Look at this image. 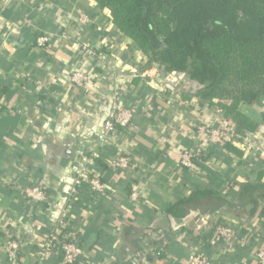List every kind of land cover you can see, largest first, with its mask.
I'll list each match as a JSON object with an SVG mask.
<instances>
[{"label":"crops","instance_id":"crops-1","mask_svg":"<svg viewBox=\"0 0 264 264\" xmlns=\"http://www.w3.org/2000/svg\"><path fill=\"white\" fill-rule=\"evenodd\" d=\"M80 13L94 17V24L81 27ZM47 34L49 44L38 46ZM104 36L114 40L98 52L110 56L106 62L78 51V42L98 44ZM78 70L92 75L85 88L70 80ZM155 71L160 78L149 77ZM196 89L184 75L147 68L132 41L120 37L111 11L95 0H0V264H64L57 248L39 263L52 233L79 242L85 253L77 264H189L194 252L207 254L208 264H259L264 201L252 217L226 207L211 211L210 201L181 219L168 213L198 188L221 193L224 181L238 188L264 171V154H236L200 131L225 118L201 104ZM118 102L139 114L132 128L102 145L96 134ZM242 105L241 112L261 124L255 134L263 139L264 101L248 112ZM198 147L206 156L200 167L182 168L180 152ZM120 153L132 160L121 175L110 167ZM101 155L108 166L105 193L83 183L71 196L67 175L85 165L99 175L95 158ZM38 184L45 202L26 195ZM135 191L138 202L131 199ZM217 226L234 231L233 247L216 235ZM11 238L22 242L16 262L4 251Z\"/></svg>","mask_w":264,"mask_h":264},{"label":"trees","instance_id":"trees-1","mask_svg":"<svg viewBox=\"0 0 264 264\" xmlns=\"http://www.w3.org/2000/svg\"><path fill=\"white\" fill-rule=\"evenodd\" d=\"M95 1L101 10L111 11L120 37L134 41L145 54L147 68L156 65L167 74L184 75L196 85L194 96L201 104L219 110L240 134L258 132L261 124L239 107L264 101V0ZM262 117L264 123V113ZM132 127L133 122L125 129ZM225 148L241 154L231 144ZM105 161L104 155L95 158V172L103 182L108 170ZM223 186L221 193L198 188L171 205L168 213L181 219L206 201L211 202V211L226 207L250 217L259 212L264 171L255 183L235 188L224 181Z\"/></svg>","mask_w":264,"mask_h":264},{"label":"built area","instance_id":"built-area-1","mask_svg":"<svg viewBox=\"0 0 264 264\" xmlns=\"http://www.w3.org/2000/svg\"><path fill=\"white\" fill-rule=\"evenodd\" d=\"M42 3H52L55 0H40ZM78 23L81 27H87L94 24V17L87 13H80L78 18ZM103 32V30H102ZM63 35L67 34L63 32ZM50 42V35H43L37 39V44L40 47H45ZM103 44L107 46L113 45L114 40L111 37H102L101 42L98 44H90L88 42H78V51L84 57L91 59L105 61L110 57L109 55H104L99 57L98 52L101 51ZM109 56V57H108ZM150 78H160V73L155 71V74ZM92 79V75L85 70H78L70 75V80L78 87L85 88L86 84ZM119 98V97H118ZM0 104V109H1ZM139 114L138 108L135 106L125 107L121 103H116L110 112L109 119L105 121L103 127L96 134L98 142L102 145H106L112 140H115L118 134V128H125L129 126ZM200 131L208 136L209 140L217 145L231 144L246 155L254 153L255 155L264 154V138L262 139L259 135L255 133L246 132L240 134L236 126L226 119H222L217 122H212V124L204 125L200 128ZM205 153L202 148L184 149L179 154V161L181 167L184 169H195L196 163H202L201 159L204 157ZM110 167L118 174H123L132 168V160L126 154H118L114 159L110 161ZM73 174V175H72ZM72 174L67 175L66 179L71 181V188L69 193L71 196L77 193V188L83 183H87L90 191L92 193L102 194L105 193L107 185L102 181L99 175L91 174V171L86 169V165L74 168ZM26 195L37 202H45L47 200L45 188L40 186V184L30 187ZM131 199L133 202H138L140 200V192L135 191L131 194ZM63 222L61 219L55 221L56 225ZM215 233L217 236L221 237L226 245L233 247L236 241V236L234 231L230 227L217 226L215 228ZM61 253L62 260L64 264H77L84 256L83 247L77 242V240H68L59 237L57 233H52L48 240H46L43 248L38 252L39 263L45 261L47 256L55 250ZM22 250V242L17 238L8 239L5 246V254L9 262H16ZM255 257L259 264H264V249L259 250ZM209 257L203 252H194L189 260V264H208Z\"/></svg>","mask_w":264,"mask_h":264},{"label":"rangeland","instance_id":"rangeland-1","mask_svg":"<svg viewBox=\"0 0 264 264\" xmlns=\"http://www.w3.org/2000/svg\"><path fill=\"white\" fill-rule=\"evenodd\" d=\"M100 9V8H99ZM101 10V9H100ZM132 41V40H131ZM132 44L134 45V50H137L138 51V55H140V57H142V59L143 60H145V54L141 51V50H139V48L137 47V44L134 42V41H132ZM103 51V50H102ZM153 66H156V65H153ZM153 66H151V67H153ZM159 70H161L162 71V69L161 68H159ZM185 77V76H184ZM186 78V77H185ZM242 110L244 111V112H248V111H250L251 110V107L248 105V104H244V105H242ZM252 117V116H251ZM100 152V151H99Z\"/></svg>","mask_w":264,"mask_h":264}]
</instances>
